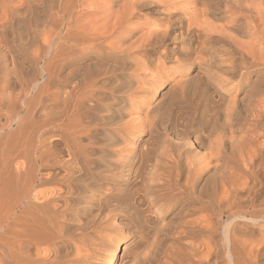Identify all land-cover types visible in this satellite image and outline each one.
I'll list each match as a JSON object with an SVG mask.
<instances>
[{
	"label": "bare ground",
	"instance_id": "1",
	"mask_svg": "<svg viewBox=\"0 0 264 264\" xmlns=\"http://www.w3.org/2000/svg\"><path fill=\"white\" fill-rule=\"evenodd\" d=\"M203 1L179 0L144 26L131 19L163 13L153 0H0V264H264V99L235 118L221 89L249 72L210 58L198 123L188 114L174 147L141 153L168 97L134 105L141 85L116 77L155 68L167 41L185 57L160 56L198 59L194 38H212L198 17L223 12ZM254 6L236 4L245 17ZM92 113L111 126L101 145Z\"/></svg>",
	"mask_w": 264,
	"mask_h": 264
},
{
	"label": "rangeland",
	"instance_id": "2",
	"mask_svg": "<svg viewBox=\"0 0 264 264\" xmlns=\"http://www.w3.org/2000/svg\"><path fill=\"white\" fill-rule=\"evenodd\" d=\"M153 1H154V3L152 4L153 6H151V7H155L156 3H157V7H159V9H161V11H163V13L162 12H161V14H160V12L150 13V12H148L149 11L148 8L145 7L146 9L141 10V15H139V16L131 19V20H134V22H136L138 24L140 23V25L149 26V25L159 23L158 19L162 15H166L168 13H173L174 10L178 9V1L179 0H153ZM203 2L204 3L209 2V4L220 6L221 10H223L224 13L226 12L225 15H227V16H225L222 12L221 14H218V15H212L211 16V15L205 14V15H201L200 17H198L200 20H202L200 23L203 26L200 23H198L202 27V28H200L201 31L202 32L204 31V33L208 32L209 36L212 37V38H209L208 35L206 37L203 36V37H205V41L203 40V37H201L202 35L194 38L193 44L194 45L196 44L197 46L195 45L196 50L193 51V53H192L193 55H191V57L195 58L198 55H200V56H198V59L197 58L194 59L191 63L188 61H185L184 62L185 64L183 62H181V65H180V63H179V65L178 64L176 65L177 61L169 59V58H171V53H173L172 55H174L173 59H175L176 57L177 58L178 57L184 58L185 56H184V54L183 55L178 54L179 52H176L172 48V42L167 41V42H165V44H163L162 46H158L155 49V53H156V54H154L156 57L155 60L159 59L158 61L156 60V62L158 63L156 66L157 68L156 67L154 68V65H151V66L148 65L149 68H147L148 66L146 68L144 67V68H142L144 71L139 70L137 72L138 74L136 73L134 75L132 73L133 71H129L126 69V68H128V66H126V68H124L122 71L120 70V72H119V70L116 71L117 72L116 77H119L120 74L126 77V74L130 73L132 75V78L135 79L134 81H136L135 84L137 83V85H139V84L141 85V86H139L140 89H136V93L134 94V97L132 98V102L134 101V103H135V104L133 103L134 105L145 106L149 102H154V100H156V98L157 99L159 98L158 92L166 93L167 95L165 97H168V98H167V102H165V103H166V105L168 103H170V107H169V105H168V107H166V105L163 103L161 105L159 104L154 109L153 115L155 117H157V119H160V121H163V122H161V123H163L162 124L163 126H160L161 125V123H160V125H159L160 127L159 126L155 127L154 131H152L153 133L151 132V136L148 137L147 142H145V143L143 141L139 142L140 145H138L137 148H138L140 153H141V151H144L145 149H150V148L155 149V148H171V147H174L175 143L178 142L179 138H180L179 135L177 134V132L174 131V129L175 128H177V129L182 128L181 125L184 124L188 120L186 118L189 115H191L189 117V120H188L189 122H192L193 125L198 123V121L200 120L199 116H201L202 111H203V109H202V107H203L202 103L204 101L203 96H204V98L207 97V95L206 94L204 95L201 92L202 90H200V89L204 88V84H203L204 78L213 69L211 66L207 65V62H209L210 58H212V59L214 58L216 60H217V58L218 59L221 58L223 65L225 64V65L229 66V64H234L237 69H240L241 71L246 70L249 72L248 78H246V77L240 78L237 75H227L226 76V74H225L226 79L229 78L228 79L229 83H227V85L225 84V86H223L221 88L224 92L223 101L225 103L229 104L231 107L233 105H234V107H236V110L234 111L236 114H234L233 117L235 116V118H241V117H243L242 115H244V118H245V114L248 112L246 109L248 106L251 105L250 102H252L253 100L264 99V87H263L264 80L263 81L259 80V78L261 79V77L264 78V20L261 21V19H262L261 16H264V9L262 11V9L259 8L260 6H258L259 4L257 3V2L261 3L262 4L261 6L264 8V5H263L264 0H205ZM123 3H125V2L117 3L116 7L121 8L120 5ZM238 3L255 5L254 9L257 11L247 13V16L245 17V12H243L242 10H240L236 7V4H238ZM201 7H203L202 1H200V3H198L195 6V9H199ZM258 11L262 14L258 13ZM254 13L257 15L259 14V15L256 16ZM224 16L225 17H229V16L236 17L238 19H241L243 23L238 28L234 27V26L230 25V23H229L230 20L225 19ZM199 19L197 21L195 20V22H199L200 21ZM203 21H205V22H203ZM232 22H237V21L233 20ZM144 23H146V24H144ZM203 23H205V24H203ZM261 24L263 27L260 26ZM221 26H226V27L223 28ZM259 27H261L260 29H263V30H260ZM243 28L245 29V31ZM205 29H208L207 32H205L206 31ZM209 30H210V32H209ZM200 45H202V47H204V48H203V52L201 51L199 54V52L197 50H199ZM198 46H199V48H198ZM164 47L168 48L167 50L169 52H171L169 54L170 57L167 56L165 58V57H162L159 55L158 50L161 51V50H163ZM195 51H196V54H194ZM216 54H218V56ZM175 55H177V56H175ZM159 56L161 58H159ZM203 56H204V59L207 61L205 63L198 64L196 62V60L201 62L202 60H204V59H202ZM215 56H217V57H215ZM199 57L201 60H199ZM139 58L141 59V56L140 57L137 56L135 63H137L136 61H138ZM135 63L132 65V67H135L134 66V65H136ZM182 64H184V65H182ZM158 65H160V66H158ZM244 66L245 67L250 66V67H248V69H243L242 67H244ZM145 71L146 72L148 71V72L145 73ZM150 73H151V75H149ZM140 74H142L144 77L141 76ZM179 74H180V76H179ZM136 76H137V78H136ZM222 77H224V75H222ZM182 78L183 79L186 78V81H183ZM255 78L258 80V82L254 81ZM143 79H145L146 81ZM147 80H149V81H147ZM190 81L191 82L194 81L196 83V86L193 85L194 82L190 84ZM197 81L199 83H197ZM148 82H150V83L148 84ZM253 82H256V83H253ZM232 83H234V84H232ZM157 84H159V85H157ZM137 85H136V88H138ZM191 85L195 86V89H193L194 87ZM190 88H192V91L193 90L194 91L190 92V90H191ZM197 89H199V91ZM138 90H140V91H138ZM142 90L143 91L145 90V92L148 91L147 95H149V96L147 98H141L140 94L142 93ZM208 91H210V90H208ZM208 91H207V94L209 93ZM136 94H138V95H136ZM198 94H200V95H198ZM209 94H212L211 91ZM211 96H213V95H211ZM176 98H177V100H176ZM169 99H170V101H168ZM222 107H223V105H222ZM169 108H172L173 111H171V109H169ZM162 109H164V110H162ZM166 109H167V111H165ZM169 112L171 113V115ZM184 115H186V116H184ZM217 115H218V119H219L218 121H221L222 116L220 114H217ZM91 116H92L91 120L97 124V129H98L97 133L102 132L100 137L97 139L101 145L102 140L105 138L104 133H103L101 128L106 126V125H102V126L99 125L100 121L95 120V116L93 113L91 114ZM179 116H180V118H179ZM182 116H184L185 118L183 117V119H181ZM133 117H135V114L133 115ZM173 117L178 118L177 123L176 122L174 123ZM179 119H180V121H179ZM239 120L243 121L241 119H237V120L235 119L234 124H236L237 123L236 121H239ZM110 127L111 126H106L107 129H111ZM238 134L241 135V132H239L237 130V132H235V135L239 136ZM142 136L145 139L146 132H143L141 134V138H143ZM237 139H238V137H237ZM127 143H128V140H122L121 142H119V146H117V147L126 148ZM238 144H239V142L236 141V143H235L236 146H234L235 149H237ZM203 147H205V146H203ZM217 176H215V177H217ZM217 179H218V177H217ZM217 218H220V221L223 222L225 219V216H217ZM170 225H172V223H170L169 225L162 223L161 225L158 226V228L162 229V228L169 227Z\"/></svg>",
	"mask_w": 264,
	"mask_h": 264
}]
</instances>
